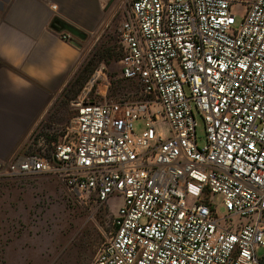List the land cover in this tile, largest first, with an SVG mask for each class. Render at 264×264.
Listing matches in <instances>:
<instances>
[{"label": "built area", "instance_id": "obj_1", "mask_svg": "<svg viewBox=\"0 0 264 264\" xmlns=\"http://www.w3.org/2000/svg\"><path fill=\"white\" fill-rule=\"evenodd\" d=\"M126 1L120 76L138 83L140 97L78 98L49 155L15 157L5 170L56 177L98 204L122 199L93 264H263L264 0ZM235 3L245 5L239 24Z\"/></svg>", "mask_w": 264, "mask_h": 264}, {"label": "rangeland", "instance_id": "obj_2", "mask_svg": "<svg viewBox=\"0 0 264 264\" xmlns=\"http://www.w3.org/2000/svg\"><path fill=\"white\" fill-rule=\"evenodd\" d=\"M244 7L236 3L233 6L237 24ZM106 8L107 18L96 34L87 36L73 77L33 133L24 154L49 155L52 152V142L64 136L71 125L76 112L73 102L78 98L84 102L104 103L121 98L134 101L140 97L138 83L120 76L122 51L116 28L128 17L129 3L111 0ZM107 50L109 53H104ZM101 65L106 68L93 82ZM83 72L90 74L74 99L78 87L71 86ZM68 90L66 98L64 95ZM195 119L197 144L202 148L206 144L205 126L201 116L196 114ZM159 128L168 135L165 122ZM134 130L141 134L145 122L135 121ZM8 176L12 177L7 174V178L0 180V264H93L111 235L113 217L122 199L113 196L108 204H98L93 198H82L71 192L56 177ZM211 200L216 206L217 217L226 216L222 197L212 195ZM256 253L259 258H264L263 249H257Z\"/></svg>", "mask_w": 264, "mask_h": 264}, {"label": "crops", "instance_id": "obj_3", "mask_svg": "<svg viewBox=\"0 0 264 264\" xmlns=\"http://www.w3.org/2000/svg\"><path fill=\"white\" fill-rule=\"evenodd\" d=\"M110 3L0 0V180L7 174L12 176L8 178H16L5 170L6 165L26 155L23 152L33 133L81 59L86 39L64 31L71 38L70 42L63 40L61 32L53 28L54 22L94 35L107 18Z\"/></svg>", "mask_w": 264, "mask_h": 264}, {"label": "trees", "instance_id": "obj_4", "mask_svg": "<svg viewBox=\"0 0 264 264\" xmlns=\"http://www.w3.org/2000/svg\"><path fill=\"white\" fill-rule=\"evenodd\" d=\"M57 22H59L60 24H59V26L56 28V30H58V31H60V32H62V31H68L69 33H71V34H73V35H75V36H77V37H79V38H81V39H83V40H85V39L87 38V35H86V34H84V33L80 32V31L76 30L74 27H72V26H70V25H68V24H65V23H63V22H61V21H58V20H57V21L54 22L53 25L55 26V24H56ZM104 53H109V50L105 51ZM103 57H104V56H103ZM90 73H91V71H90ZM90 73L88 72V75H87V73H84V72H83V74H81V75L79 76V78L77 79V83H76V81H75V83L71 86V87H74L75 85H77V87H78V88H77V89H78L77 93H74V94H73V98H74V99L77 97L79 90H81V89L83 88V86H84V84H85V81H86V79H87V76H89ZM68 93H69V90H68L67 93L64 95L66 98H68ZM263 264H264V259H263Z\"/></svg>", "mask_w": 264, "mask_h": 264}, {"label": "water", "instance_id": "obj_5", "mask_svg": "<svg viewBox=\"0 0 264 264\" xmlns=\"http://www.w3.org/2000/svg\"><path fill=\"white\" fill-rule=\"evenodd\" d=\"M59 24H60V23H59V22H57V23L55 24V26H53V28H55V29H56V28L59 26Z\"/></svg>", "mask_w": 264, "mask_h": 264}]
</instances>
